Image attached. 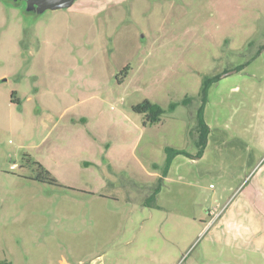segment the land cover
Wrapping results in <instances>:
<instances>
[{
  "label": "rangeland",
  "instance_id": "rangeland-1",
  "mask_svg": "<svg viewBox=\"0 0 264 264\" xmlns=\"http://www.w3.org/2000/svg\"><path fill=\"white\" fill-rule=\"evenodd\" d=\"M0 264H264V0H0Z\"/></svg>",
  "mask_w": 264,
  "mask_h": 264
},
{
  "label": "trees",
  "instance_id": "trees-1",
  "mask_svg": "<svg viewBox=\"0 0 264 264\" xmlns=\"http://www.w3.org/2000/svg\"><path fill=\"white\" fill-rule=\"evenodd\" d=\"M130 67H131L130 65H127L122 70V72L125 74V76H127L128 72L130 70ZM241 67L242 66H240L239 68H241ZM220 76L221 75L216 74V75H212V76L205 75L203 77L201 90H200L202 103H201V106L199 107L198 113H197V117H198V138H197V140H198L199 145L201 146L200 154L203 153V150H204V147L207 143L208 135L210 132V127H209V125L206 122L205 117H204V109H205V105L208 101L209 89L214 82L219 80ZM14 93L15 92H13V94H12V102H17L18 104H21V101L16 98ZM191 102H192V97L191 96H185V98L182 100L181 103L184 105H189ZM179 104H180V102L172 101L169 104V110L174 111ZM133 109L137 113L144 114L146 117V121L148 123H152V124L159 122L162 118V115L165 112V109L160 104L153 102L149 99H145L142 102L138 103L137 105H135L133 107ZM184 152H185L184 150H178V149L171 147V146L166 147L167 157L165 159V164H164L165 174H167L169 168L171 167L174 158L178 154L184 153Z\"/></svg>",
  "mask_w": 264,
  "mask_h": 264
},
{
  "label": "water",
  "instance_id": "water-1",
  "mask_svg": "<svg viewBox=\"0 0 264 264\" xmlns=\"http://www.w3.org/2000/svg\"><path fill=\"white\" fill-rule=\"evenodd\" d=\"M76 0H28L29 5L39 10L67 8ZM232 72V71H230Z\"/></svg>",
  "mask_w": 264,
  "mask_h": 264
},
{
  "label": "flooded vegetation",
  "instance_id": "flooded-vegetation-1",
  "mask_svg": "<svg viewBox=\"0 0 264 264\" xmlns=\"http://www.w3.org/2000/svg\"><path fill=\"white\" fill-rule=\"evenodd\" d=\"M52 181L55 182V183L57 182V181L55 180V178H52Z\"/></svg>",
  "mask_w": 264,
  "mask_h": 264
},
{
  "label": "crops",
  "instance_id": "crops-1",
  "mask_svg": "<svg viewBox=\"0 0 264 264\" xmlns=\"http://www.w3.org/2000/svg\"><path fill=\"white\" fill-rule=\"evenodd\" d=\"M82 118H84V117H82Z\"/></svg>",
  "mask_w": 264,
  "mask_h": 264
}]
</instances>
